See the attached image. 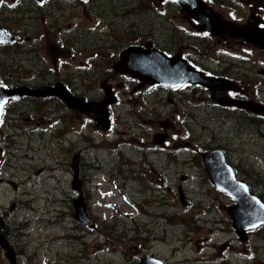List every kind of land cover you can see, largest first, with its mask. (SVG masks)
Masks as SVG:
<instances>
[{
	"label": "flooded vegetation",
	"instance_id": "af4514ba",
	"mask_svg": "<svg viewBox=\"0 0 264 264\" xmlns=\"http://www.w3.org/2000/svg\"><path fill=\"white\" fill-rule=\"evenodd\" d=\"M200 3L202 8H195L202 13L200 20L220 23V33L213 35L198 29L197 21L182 12L176 0H0V92H3L0 135L6 134V146L0 148V160L4 163L0 168V196L8 195L5 206L0 202V264H60L58 245L71 244L78 252L75 256L92 257L100 264L145 261L168 264L159 252L146 253L144 245L129 244L126 238L129 234L122 232L121 227L103 228L102 223L109 221L104 209L143 214L152 208L170 207L165 201L167 196L174 202L178 196H183L182 190L179 194L181 187L168 186L167 180L162 179L165 188L157 201L152 200L153 195L147 196L151 191L149 185L139 201L121 191L115 197L122 203L118 207L106 202L107 197H113V191H104L99 182L82 181V191L83 165L101 170L103 163L114 161L113 158L97 159L95 164L85 160L79 144L75 143L86 129V122L93 124L92 132L102 137L112 139L114 133L121 134L113 142L121 143L117 155L120 158L115 164L117 171L130 173L137 168L147 180L161 182L153 157L165 155L174 164L180 157L182 165L187 166L191 155L202 168L204 157H222L233 170V179L264 203V193L234 165L226 147L192 137V123L200 118L202 110L207 114V122L217 120L223 127L232 119L236 137L254 140V160L264 162V0H200ZM54 14L59 26L54 31L27 35L16 25L20 15L31 22L46 24V18ZM138 14L144 16V21L137 22ZM133 22L138 26L126 27ZM161 23L173 39L171 46H162L159 42ZM230 26L233 34L226 28ZM177 32L183 34L184 40H180ZM24 44L26 51L20 49ZM158 54L170 59L175 82L180 85L160 84L154 66ZM16 55H24V60L36 67L35 72H26ZM7 92L13 97L4 101ZM156 93H162L159 104L166 107V112L153 119H142L140 114L147 112L149 98ZM65 96L76 106H67L62 100ZM103 102L107 103L103 109L108 125L100 130L97 112L90 109ZM118 109L125 113L119 132L116 130ZM138 109L142 112L137 113ZM130 118L144 131L132 135L134 126L130 125ZM40 139L47 141L43 145L44 168L19 181L14 179V173L5 177L6 163L15 171L18 167L11 161L23 164L33 161V144H40ZM6 150L9 158H3ZM92 150L97 151L96 146ZM215 151L222 153L220 157L211 153ZM51 154L56 155L51 157ZM74 159L78 160L81 194L71 186L76 193L70 189L62 201H55L59 208L54 212L56 216L49 220L41 215L42 206L44 212L48 209L49 198H42V191L33 189V177L66 174L71 180H68L70 187ZM21 171L25 172V167ZM98 175L103 181L107 178L119 185L117 179L107 173L102 175L99 171L94 178ZM224 178L222 189L208 180L214 191L230 200L228 210L234 201L224 191ZM180 180L185 181L187 177L181 176ZM89 188L97 192L102 201L97 198L94 205L90 204ZM79 197H82L90 225L74 219L73 201ZM95 210L104 216L98 218ZM153 216L156 218L155 213ZM49 228H61L60 235L56 233L50 239ZM132 232V238L139 239L132 242L160 240L154 231L133 229ZM252 232L249 231L247 237ZM87 243H91L93 249L85 253L82 249ZM235 258L230 256L231 261Z\"/></svg>",
	"mask_w": 264,
	"mask_h": 264
},
{
	"label": "rangeland",
	"instance_id": "374dc122",
	"mask_svg": "<svg viewBox=\"0 0 264 264\" xmlns=\"http://www.w3.org/2000/svg\"><path fill=\"white\" fill-rule=\"evenodd\" d=\"M136 20L137 22H142L144 21V16L138 14ZM107 22L109 23V21ZM137 22L129 23L126 27H137ZM45 23L46 24H44V21L31 22L26 16L20 15L18 16L16 25L27 35L46 30L54 31L59 28L55 14L50 18H46ZM161 28L162 30L158 37L160 44L162 46H171L173 39L168 36L169 30H163V23H161ZM177 34L180 40H184L182 33L177 32ZM20 49L26 51L27 46L24 44ZM16 58L18 62L22 63L23 69L26 72H35L36 67L25 61L24 55H16ZM161 96L162 93H156L149 98V105L146 113L142 112L140 109L136 110L137 113L142 112L140 114L142 119H153L155 115L158 116L166 112V107H162L159 104ZM117 113L119 125L116 130L119 132L122 131L121 124L125 120V113L120 109L117 110ZM199 114L200 118L192 123V137L198 141L208 139L214 145L220 144L226 147L230 152L234 165L239 167L243 174L250 177L259 191L264 193V162L254 160V152H256V149L252 146L254 140L250 138L238 139L233 129L232 119L223 127L217 120L207 122L205 120L207 114L204 110L200 111ZM129 121L130 125L134 126L131 131L132 135H138L144 131L140 125L134 124L132 118H130ZM205 126L208 128H205ZM84 127L86 129L83 131V134L79 136L75 144H79L85 156V160L93 161L95 164L97 163V159L101 161L111 160L110 158H113L114 160L113 162L110 161V163H103L101 170L95 168L91 169L87 165H83L81 170V183L82 181L86 182L92 179L95 182H99L104 191H113V197H107L106 202H113L116 207L122 205L119 200L115 199V197L120 195L121 191L129 194L132 199L134 198L139 201L141 195L145 193L144 190L148 189L146 187L147 185L151 186V191L147 196L151 197L153 195L154 197L152 200L157 201L159 196H163V190L165 188L162 179L167 180L168 186L179 185L181 187L179 194L181 195V190L183 194L180 198L178 196L174 202L167 196L165 201L171 205L170 207L152 208L146 213L143 212V214H131L127 211L117 209L109 212L107 209H104L106 211L104 215L109 221L102 223L103 228L113 230L121 227L122 232H127L129 234V236H126L129 244L138 243L144 245L146 247V253L153 251L159 252L166 257L168 264H219V262H221L220 264H264V227L253 230L247 241L244 243L241 242L231 226L230 218L226 214V208L230 206V200L223 194L214 191L204 168L195 164V158L192 159L190 155V162L187 166H184L182 165L183 160L180 157L177 158V164L170 162L169 158L165 155L153 157L156 172L161 176V182H159L158 179L154 182L153 180L149 181L137 168L132 169L130 173L126 171H117L115 164L116 160L120 158L117 155L120 152L121 143L113 142L121 137L120 133H114L112 139H110L108 136L102 137V134L93 133L92 130H95V127L93 124L90 125L89 122H86ZM172 131L175 133L180 132L176 130ZM5 135L6 134L0 135V148L6 146L4 144ZM1 136H3V138ZM111 140L112 142H109ZM46 142V139H40V144H33L34 151L32 156L34 159L30 164H23L21 161H11L12 165L18 167L17 170L13 171L10 169L9 163H6L5 177L8 178L14 173V179L19 181L22 178L34 174V172L41 167L44 168L42 164L45 161V150L43 145ZM224 143L226 144L224 145ZM24 144H26V141H24ZM94 146H96L97 151L92 150ZM258 152L259 149L257 153ZM55 155L56 154H51V157ZM5 156L8 158L10 157L8 150L5 151L3 158ZM59 159L60 158L57 160ZM3 165V160H0V168L3 167ZM22 167H25V172L21 171ZM99 171L102 172V175H106L107 173L117 179L120 186L114 184L113 181L107 178L103 181L102 177L99 175L95 179L94 176L99 174ZM181 176H186L187 180L181 181ZM68 180H70L69 177L62 173H55L54 177L46 174L33 177V189L42 191V198H49L48 209L45 210V212L44 206H42L43 212L41 215L43 217L52 220L56 216L54 212L59 207L55 201H62L63 196L68 194L71 189ZM154 184H159L160 187L157 188ZM81 189L83 191V183ZM71 191L75 192L72 189ZM87 192L90 198V204L94 205V201L97 198L102 201L97 192L90 191V188ZM4 194L5 193L1 194V196ZM1 196L0 202L2 206H5L8 195H6V198H2ZM95 213L98 218L104 216L99 210H95ZM153 213L156 214V218L153 216ZM165 216L167 218H164ZM10 220L13 221L11 217ZM60 229L61 228H55L51 230L49 228L48 234L50 239H53L52 236L56 233H58L59 236ZM133 229L138 230V232L150 231L151 233L154 231V233L160 237V240L154 242L148 239H141L140 241L132 242V240H139L137 238H132ZM72 246V244L63 247L58 245L60 264H100L92 257L75 256L78 252L74 250ZM127 248H130V245H128ZM92 249V244L87 243L82 250L87 253ZM79 254L81 253L79 252ZM231 255L237 258L231 261Z\"/></svg>",
	"mask_w": 264,
	"mask_h": 264
},
{
	"label": "water",
	"instance_id": "95a60500",
	"mask_svg": "<svg viewBox=\"0 0 264 264\" xmlns=\"http://www.w3.org/2000/svg\"><path fill=\"white\" fill-rule=\"evenodd\" d=\"M189 4L196 7V9L198 10L202 8V4L200 3V0H193L192 2L182 5L183 11L187 12L190 17L199 21L201 29H207L208 31L212 33H217L219 31V29L221 28L220 23L215 22V21L214 22H210V21L200 22L202 13L199 12L198 10L196 11L195 9H193ZM166 64L168 66H171V64L168 62H166ZM106 105L107 103L103 102L100 105H98L96 109L94 110L95 112L99 113L98 126L100 130H105L107 128V122H108L107 118L108 117L104 115V113H102L103 108ZM85 112L87 113V111ZM204 166L207 170L206 172L208 173L210 181L214 184H217L216 181L222 175L228 176L229 174V176L232 177V171L228 168V166H226L225 163H223V161L219 163L215 162V164H209V165H207L205 161ZM71 167L74 173L73 178H72L73 181L71 185L72 189L79 191L81 194L80 183L78 181V161L77 159L73 160V164ZM217 186L220 187V184H217ZM241 186L242 185L240 184L238 185L237 182H230V178L228 177L226 178V186L224 187V189L233 197V199L236 202L234 208L231 209V211L229 210L228 214L233 220V227L235 228L237 234L240 236V240L241 241L244 240L245 242L244 233L246 229H253L260 225H264V205L260 200H258L257 197H254L253 195H250L249 193H247V191L243 189V187L241 188ZM73 204H74L73 206L76 208L74 219L84 225H90L89 224L90 220L86 215L85 206H84L82 197H79L78 199H74ZM141 264H159V263L145 261V262H141Z\"/></svg>",
	"mask_w": 264,
	"mask_h": 264
},
{
	"label": "bare ground",
	"instance_id": "6f19581e",
	"mask_svg": "<svg viewBox=\"0 0 264 264\" xmlns=\"http://www.w3.org/2000/svg\"><path fill=\"white\" fill-rule=\"evenodd\" d=\"M222 26V25H221ZM219 30H222V28H220ZM211 153H213V154H219V157H220V154H222V153H220V152H218V151H215V152H211ZM220 161V160H219Z\"/></svg>",
	"mask_w": 264,
	"mask_h": 264
}]
</instances>
